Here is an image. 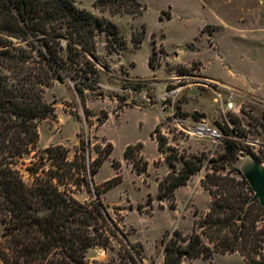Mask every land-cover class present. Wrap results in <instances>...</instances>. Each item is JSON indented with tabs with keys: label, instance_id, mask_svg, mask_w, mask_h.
I'll return each instance as SVG.
<instances>
[{
	"label": "rangeland",
	"instance_id": "rangeland-1",
	"mask_svg": "<svg viewBox=\"0 0 264 264\" xmlns=\"http://www.w3.org/2000/svg\"><path fill=\"white\" fill-rule=\"evenodd\" d=\"M74 1L94 18L116 23L126 44L109 52L107 32H98L99 81L93 90L86 91L84 99L72 80H56L45 89V98L54 103L56 116L39 122L38 148L63 144L73 159L79 134L91 139L86 151L89 184L68 185L78 200L87 202L96 196L97 186L115 176L109 159L97 175L90 174L91 163L98 155L95 146L100 144L105 150L112 142L113 158L122 160L126 168L120 171L123 182L104 191L101 199L109 205L116 236L108 245L89 248L87 264H164V244L175 236L174 231L191 233L194 221L209 211L211 196L202 181L221 164L225 140L238 144L235 175H240L238 170L242 171L248 159L264 164V0H139L146 6L143 14L116 12L118 8H137L132 0ZM143 27L146 35L136 45L134 36L138 37ZM154 40L158 65L151 69ZM231 96L241 110L224 114L225 102ZM105 113L109 116L99 125L98 118ZM187 119L193 120L192 125L205 120L222 137L190 134L184 123ZM156 123L167 138L162 151L156 147L158 141H153L155 128L151 131V126ZM220 124L233 126V132L224 134ZM138 141L145 144L142 154L151 163L149 171L141 175L130 170L123 156L126 144ZM184 157L202 166L180 190L176 208H172L170 198L159 199V182L184 168ZM23 173L29 180L27 171ZM138 204L144 206L142 211ZM263 224L259 223L260 227ZM3 233L4 221L0 219V242ZM261 246L253 264H264V236ZM212 260L215 264H247L238 252L218 254ZM207 261L198 256L186 258L183 264ZM0 264H4L1 255Z\"/></svg>",
	"mask_w": 264,
	"mask_h": 264
},
{
	"label": "trees",
	"instance_id": "trees-1",
	"mask_svg": "<svg viewBox=\"0 0 264 264\" xmlns=\"http://www.w3.org/2000/svg\"><path fill=\"white\" fill-rule=\"evenodd\" d=\"M132 2L137 8H118L116 12L143 14L146 6L139 0ZM167 16L172 15L168 12ZM100 31L107 32L109 52L116 51V46H125L116 23L104 17L94 18L74 0H0V219L4 221L0 255L4 264H87L89 248L108 245L116 236L109 205L101 194L123 181L121 161L112 159L116 175L97 186L92 200L82 202L68 185L89 184L86 151L91 139L79 134L73 159L63 144L38 148L39 122L56 116L54 103L45 98V89L56 80H72L84 99L86 91L98 83L96 37ZM145 35L143 27L138 37L134 36V43L140 45ZM152 43L149 66L155 69L157 41ZM108 116L105 113L99 117L98 124H104ZM219 126L226 135L234 130ZM152 136L162 151L167 138L158 126ZM224 144L221 164L202 181L211 196L209 211L194 221L191 233L174 231L175 236L164 244V264H183L185 258L198 256L212 264L215 253L234 252L242 255L247 264H253L261 253L264 226L259 223L264 222V208L253 200L254 192L243 172L238 170L239 176L233 172L237 170V142L226 139ZM107 146L105 150L100 144L95 146L98 155L91 163L92 176L114 152L112 142ZM143 148L144 143L138 141L127 144L123 152L138 175L149 169ZM166 158L173 165V159L169 155ZM184 162V168L159 182V199L170 198L172 208H176L178 187L202 166L186 157ZM227 167V172H220ZM148 196L152 208V195ZM137 207L139 211L144 208L142 204Z\"/></svg>",
	"mask_w": 264,
	"mask_h": 264
},
{
	"label": "water",
	"instance_id": "water-1",
	"mask_svg": "<svg viewBox=\"0 0 264 264\" xmlns=\"http://www.w3.org/2000/svg\"><path fill=\"white\" fill-rule=\"evenodd\" d=\"M242 172L254 192L253 200H258L264 208V164L248 159L242 166Z\"/></svg>",
	"mask_w": 264,
	"mask_h": 264
},
{
	"label": "built area",
	"instance_id": "built-area-1",
	"mask_svg": "<svg viewBox=\"0 0 264 264\" xmlns=\"http://www.w3.org/2000/svg\"><path fill=\"white\" fill-rule=\"evenodd\" d=\"M221 95V94H220ZM241 108L240 106H238L236 104V101L234 100V98L231 96L228 98V101L225 102V106L223 108V113L226 114L227 112H231V111H235V112H240ZM193 120H184V123L187 124L188 126V130H189V133L192 134V135H195L197 137H203L205 135H213V136H216L218 138H221V134L220 132L215 129V128H212L208 122H206L205 120L203 121H199L197 122L196 124H191L193 123L192 122ZM233 126H231L232 128ZM205 130L207 132H205ZM166 135V134H164Z\"/></svg>",
	"mask_w": 264,
	"mask_h": 264
},
{
	"label": "crops",
	"instance_id": "crops-1",
	"mask_svg": "<svg viewBox=\"0 0 264 264\" xmlns=\"http://www.w3.org/2000/svg\"><path fill=\"white\" fill-rule=\"evenodd\" d=\"M157 125V123L156 124H154V125H152L151 126V131L153 130V128H155V126ZM153 141L154 142H156L157 143V139L156 138H154L153 139ZM127 145V144H126ZM126 147V146H125ZM125 147H124V149H125ZM156 147H158V145L156 146ZM144 150H145V144H144V148H143ZM124 152V151H123ZM113 156H114V154L112 153V155H111V157L110 158H108L109 159V161L111 162V164H112V159H113ZM108 159H106V160H108ZM106 160L104 161V163L106 162ZM122 161V160H121ZM103 163V164H104ZM129 165H131V167H132V164L131 163H129ZM103 166V165H102ZM101 166V167H102ZM113 166V165H112ZM130 167V166H129ZM150 167H151V163L149 162V169H150ZM125 168H126V165H124L123 164V162H122V167H121V169H120V171L123 173V171L125 170ZM130 169V168H129ZM149 169H148V171H149ZM100 170H101V168H100ZM131 171L133 170V167L130 169ZM114 171H115V175H116V170H115V168H114ZM100 172V171H99ZM98 172V173H99ZM97 173V174H98ZM96 174V175H97ZM123 182V181H122ZM121 182V183H122ZM120 183V184H121ZM119 185V184H118ZM117 186V185H116ZM187 186V184H184V185H182V186H180V187H178V189L176 190L177 192H176V197H177V199H179V192H180V190L181 189H183L184 187H186ZM115 187V186H114ZM110 190V189H109ZM218 254H222V253H215L214 254V256L212 257V259H214L215 258V256H217ZM237 254V252H234V253H226V254H224V255H236ZM193 258H195V257H193ZM185 260H186V258L184 259V262L183 263H185ZM213 261V260H212ZM213 263L215 264V262L213 261Z\"/></svg>",
	"mask_w": 264,
	"mask_h": 264
},
{
	"label": "bare ground",
	"instance_id": "bare-ground-1",
	"mask_svg": "<svg viewBox=\"0 0 264 264\" xmlns=\"http://www.w3.org/2000/svg\"><path fill=\"white\" fill-rule=\"evenodd\" d=\"M205 132H207V131L205 130Z\"/></svg>",
	"mask_w": 264,
	"mask_h": 264
}]
</instances>
